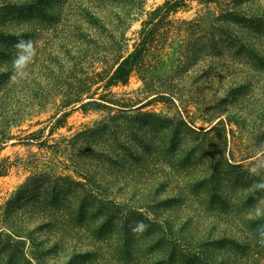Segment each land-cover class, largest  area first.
Listing matches in <instances>:
<instances>
[{
    "label": "rangeland",
    "instance_id": "obj_1",
    "mask_svg": "<svg viewBox=\"0 0 264 264\" xmlns=\"http://www.w3.org/2000/svg\"><path fill=\"white\" fill-rule=\"evenodd\" d=\"M99 1L105 2V0ZM164 2L165 0H115L113 4L107 5L93 2V13L97 19L88 23L81 19L79 7L88 5L90 0L88 2L87 0H47L46 12L30 18L31 24H51L43 33L44 38L46 37L45 42L53 41L51 47L76 49L78 44L83 48L87 47L88 56L84 60L82 70L89 73L87 65L91 64V71L94 74L100 73L102 78H96L98 82L92 86V91L95 93L92 96H94L93 100H97L100 105H106L107 108L95 106L93 103L87 105L85 109L80 107V103L63 107L59 95L46 105L29 106L21 112L11 128L13 139L0 149V264H158L161 258L168 263L170 259L165 254L168 248L149 251L150 244L156 240L155 234L148 232L149 223L156 218L155 211H159L157 217L159 222L165 221L167 217L172 218L176 211L181 215L180 223L191 220L220 224L227 221L230 224H237L242 223L238 222L240 220L236 212L238 206L241 205L245 211L255 215L259 210L264 209L261 207V209L249 210L238 201V197L249 189L226 182H223L225 185L221 183L222 190L224 186H229L230 192L226 193V200L218 199V203L214 205L205 198V195L193 197L188 192L190 191L186 186L188 179L195 176L201 179L200 176L208 175L212 172L210 162L218 159L217 151L210 156V150L203 143V138L189 131L192 129L199 133L200 130H207L218 121L203 116V110L207 105L211 106V111L216 113L215 116L227 112L233 113V122L225 127L227 138L223 150L224 157L234 164H241L244 171L256 176L260 172L264 173V119L261 117L264 113V74L245 75L244 70L241 75H237L239 70L235 66L215 69L211 66L210 60L202 54L195 59H180V55L186 53L185 50H190L191 47L201 49L207 45L200 39L204 34L211 32L212 28L206 22L207 17H210L209 13L215 12V4L208 6L200 0L186 1L168 15L163 11L160 16H154L153 13ZM218 13L217 10V15ZM167 22L171 25L163 28ZM200 22L203 23L202 29L205 31L200 33L192 28L189 34L191 25ZM69 26L73 28L67 32L70 35L66 36L65 28ZM156 30L158 31L154 41L150 42L151 45L144 52V70L132 72L126 85L105 87L109 81L108 72L111 70L110 55L105 49L113 43L111 36L121 39V49L125 52L123 55L127 56L136 49L143 48L142 37L146 31L154 32L155 35ZM42 42L43 40H39V43ZM206 42L210 44L208 39ZM72 53L79 55L78 50H73ZM40 54L42 53L37 50L31 51L28 62L35 60ZM183 61L185 67L182 65ZM208 64L211 70L207 67ZM36 69L35 66L33 72ZM207 70L209 73H206ZM93 73L91 76L94 75ZM143 77H146V81L152 78L160 81L156 84L158 87L171 86L169 96L164 95L160 98L156 97L155 91L146 92ZM244 85L246 87L241 91L225 96L228 88L237 89ZM102 95L106 96L105 100L111 97L119 99L121 104L131 105L123 109L122 113L132 119V126L135 129L142 128V122H148L147 126H144L145 131L159 124L160 128L155 133L169 137L171 131L176 130L175 123L167 129L157 119L148 115L155 114L160 119L172 118L173 122L177 118L184 120L185 125H180L176 130L181 133L179 136L184 138L186 134L190 135V139H194L189 146L197 141L201 148L200 151L193 153L196 166L190 169L176 170L174 165L177 160L171 165L172 159L164 160L162 156L147 158L149 160L142 166L146 174L142 175L140 183L146 185L147 189L141 186L131 192L133 196L127 190L117 193V187H111L109 197L126 204L125 208L117 212L119 218L131 215L125 221L130 233L128 250L124 249V252L121 248L123 229L121 226H115L117 220L107 222L106 211H100L97 204L92 202L84 210H79V203L72 199L70 192L65 194L69 181L60 179L68 178L70 181L84 182L71 162V154H76L77 147L74 146L73 152L69 140L78 133L97 126L108 115H121L119 111L121 108L100 100ZM83 97L86 98V95ZM225 98L227 101L224 106H219L218 103ZM86 101L87 99L83 103ZM134 118L137 121H133ZM58 120H61L60 123ZM228 128L233 130V134ZM32 133L42 135V144L39 141L28 143L26 138ZM159 143L160 141H156L155 146L157 147ZM137 150L141 152L138 147ZM96 165L97 162H94L91 170L98 169L97 177L106 176L108 166ZM142 167L127 165L123 172H142ZM167 174L177 177L175 180L179 182L178 185L158 188L157 178ZM221 175L224 176V173L219 174L220 179ZM187 176L188 178H185ZM148 177L153 180L147 179ZM37 181L41 182L38 184L41 186L33 196L31 189ZM215 181L217 182L218 179L215 178ZM188 185L190 187V183ZM26 188L29 191L23 195L22 192ZM179 189L183 193L179 192ZM203 192L201 194H204ZM44 198L47 200L53 198V204L57 202L67 205L71 201L74 207L76 205L78 207L50 210V207L45 208ZM169 198L175 199V203L171 211L163 214L155 202L161 203ZM161 207L163 208L164 205ZM64 212H71L75 217L74 220L64 215ZM79 214L84 218L79 219ZM138 222H142L145 227L136 230ZM10 230L17 231L18 235H12ZM175 245H182V242ZM218 252L219 249L211 247L208 253L209 256L217 257ZM180 253L178 247L173 257L170 256L171 263H183Z\"/></svg>",
    "mask_w": 264,
    "mask_h": 264
},
{
    "label": "trees",
    "instance_id": "obj_2",
    "mask_svg": "<svg viewBox=\"0 0 264 264\" xmlns=\"http://www.w3.org/2000/svg\"><path fill=\"white\" fill-rule=\"evenodd\" d=\"M186 1L192 0H165L164 4L153 15L160 16L163 11L168 15L169 12L182 6ZM93 2L98 5V2L107 5L113 4L115 0H105V2L90 0L88 5H80L81 19L88 23L97 19L93 13ZM200 2L208 6L215 4V12L213 14L209 13L210 17H207L206 22L212 28L211 32L204 34L200 39L207 45L204 48L201 47V49L191 47L192 51L191 49L185 50L186 53H182L179 58L185 60L188 58L195 59L202 54L210 60L211 66L215 69L220 70L225 66H235L239 70V73H236L237 75H241L244 70L245 75H248V73H256L258 76L264 74V0H200ZM45 3H47V0H0V149L13 139L11 128L15 125L21 112L29 106L46 105L60 95L63 107L80 103V107L85 109L87 105L93 103L95 106L107 108L106 105L98 104L92 96L94 93L92 86L98 82L96 78H102L100 73L94 74L91 71V64L87 65L90 70L89 73L82 70L84 60L88 56L87 47L83 48L82 45L78 44L76 49L68 47H61L62 50L60 47L55 49L51 47L53 41L49 42L50 40H47L45 42L46 37L43 36L45 30H48L46 27L51 24L36 23L35 25L29 23L30 18L34 15L46 12ZM217 10L219 11L218 15ZM166 25L170 26L171 23L167 22L163 28ZM53 27L54 25H52ZM202 27L203 23L201 22L192 24L189 28V34L192 32V28L200 33L205 31ZM71 28L73 27L65 28L66 32L64 33L66 36L70 35L67 32ZM157 31H155V35L151 31L144 32L145 35L142 37L143 48L136 49L127 56L123 55L125 52H122L121 49V39L114 35L111 36L113 43L105 49L111 60L109 68L111 70L108 72L110 74L109 81L105 87L117 84L126 85L132 72L144 70V52L154 41ZM21 39L33 41L34 47H22L17 50L13 46ZM207 39L210 44L206 42ZM39 40H43V42L39 43ZM33 50H37L42 54L38 55L32 62H28V56L31 55ZM73 50H78L79 55L73 54ZM59 55H62L61 58L58 57ZM18 56L21 58V63L15 65L13 61ZM182 65L185 67V62ZM35 66L37 69L33 72ZM207 67L211 70L209 64ZM112 70L114 71L111 74ZM91 73L94 75L91 76ZM206 73H209V71L207 70ZM142 79L145 80L146 77ZM158 79L161 78L158 77ZM144 82L146 92L155 91L156 97L160 98L164 95L169 96L171 86L158 87L156 84L160 81L154 78ZM244 87L246 85L239 86L237 89L228 88L225 96L233 95ZM84 95H86V98L83 97ZM104 98L106 96L102 95L100 100L121 108L119 110L121 115H108L97 126L84 130L69 140L68 143L73 152L74 146L77 147L76 154H71V162L76 167L77 173L84 179V182L70 181L68 178L60 179L69 181L65 194L70 192L72 199L79 203V210H84L92 202L97 204L100 211H106L107 222L117 220L115 226H121L123 229L121 248L124 252V249L128 250V235L130 233V228H128L127 223L125 224V221L131 215L128 214L122 219L119 218L117 212L125 208L126 204L109 197L111 187H117V193L122 192V190L131 193L141 186L147 189L146 185H140L142 175L146 174L143 172L145 169L142 166L143 163L146 164V161L149 160L147 158L153 159L155 156H162L164 160L172 159L171 165L173 161L177 160L174 165L176 170L190 169L196 166L193 153L200 151L201 148L197 141L189 146L191 140L194 139H190V135L186 134L184 138L179 136L181 133L176 130L180 125H185L184 120L176 117L177 120L173 122L172 118L160 119L155 114L148 115L150 113H147L150 118L157 119L167 129L172 123H175L176 130H172L169 137L168 135L164 137L155 133L160 128L159 124L153 129L145 131L144 126H147L148 122H142V128L135 129L132 126V119L127 118L124 116L125 113H122L123 109L129 108L131 105L121 104L119 99L110 97L109 100H105ZM86 99L87 101L83 103ZM226 101V98L225 100L222 99L218 105L224 106ZM215 114L211 111V106L207 105L203 110V116L212 118V121H218L207 130H200L199 133L189 129L191 134L203 138V143L210 150V156L216 151L218 153V159L210 162V166H212L211 173L200 176L201 179H197V176L188 179L186 186L190 190L188 191L189 194L193 197L205 195V198L214 205L218 203V199L226 200V193L230 192L228 190L229 186H224V189H221V183L226 182L249 189L238 197V201H241L249 210L264 208V173L260 172L256 176L249 171H244L241 164L232 163L223 154L227 138L225 127L233 122V113L227 112L219 116H215ZM261 117L264 119V113L261 114ZM135 120L137 121L136 118L133 119V121ZM60 121L58 120V123ZM228 130L233 134L231 128H228ZM222 132L223 136H221ZM153 134L156 139L152 136ZM188 136L189 138H187ZM41 137L40 134L32 133L28 135L26 140L28 143L39 141L42 144L43 139ZM161 137L163 140H161ZM164 139L168 140L164 141ZM155 140L160 141L157 147L155 146ZM136 146L141 152L137 150ZM54 147L57 146L54 145ZM94 162H97L96 166L98 167L103 164L108 166L106 176L97 177V174H99L98 169L91 170ZM127 165L128 167H142V172H123ZM220 173H224V176L221 175V179L219 178ZM152 177L155 178L153 175ZM153 178L151 179L153 180ZM175 178L177 177L170 174L158 177V188L162 189L172 184L178 185L179 182ZM185 178H188V176ZM215 178L218 179L217 182ZM39 183L41 182L37 181L36 185L32 189L30 188L33 196L39 191L41 186L38 185ZM189 183L191 188L188 185ZM28 191V188H26L22 192L23 195ZM202 191H204V194H201ZM179 192H182V190L179 189ZM52 199L47 200L44 198L45 208L67 210L78 207L77 205L74 207L71 201L67 205L57 202L53 204ZM155 203L158 209L161 210L160 212L165 214L172 210L171 207L174 205L175 199L169 198L161 203ZM260 203L261 205H259ZM240 206L237 207L236 212L240 217L238 222L242 223L237 224H230L227 221L220 224L202 221L193 222L191 220L180 223L179 217L181 215L176 211L172 218L168 219L167 217L165 221L159 222L157 219L159 211H155L156 218L149 223L148 232L155 234L156 240L150 244L149 251L156 248H168L165 254L168 255L170 262L167 263L166 260L161 258L158 264H173L170 256L173 257L178 247L181 252L179 254L180 259L183 260L182 264H264V209L259 210V213L256 214L257 217H255V214L248 213ZM132 209L135 208L132 207ZM64 215L72 220L75 218L71 212H64ZM78 216L79 219L84 218L82 214ZM245 218L247 219L245 220ZM11 233L12 235H18L17 231H11ZM117 240L119 241V239ZM31 241L34 240L31 239ZM180 241L182 245H175ZM211 247L219 249L217 257L209 256L208 252ZM243 258H245L244 261Z\"/></svg>",
    "mask_w": 264,
    "mask_h": 264
},
{
    "label": "clouds",
    "instance_id": "obj_3",
    "mask_svg": "<svg viewBox=\"0 0 264 264\" xmlns=\"http://www.w3.org/2000/svg\"><path fill=\"white\" fill-rule=\"evenodd\" d=\"M13 47L16 48L17 50H19L22 47H24V48H33L34 47V43L31 40H23V39H21ZM13 63L15 65H18L19 63H21V58L18 56L16 58V60L13 61ZM144 227L145 226L143 225L142 222H138V228L136 230L142 229Z\"/></svg>",
    "mask_w": 264,
    "mask_h": 264
}]
</instances>
